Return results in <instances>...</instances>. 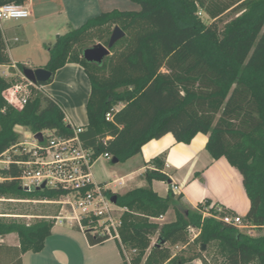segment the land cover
Instances as JSON below:
<instances>
[{"label":"trees","instance_id":"1","mask_svg":"<svg viewBox=\"0 0 264 264\" xmlns=\"http://www.w3.org/2000/svg\"><path fill=\"white\" fill-rule=\"evenodd\" d=\"M27 0H0L24 4ZM138 10L101 12L82 25L58 34L45 45L48 59L43 68L51 72L66 63L79 64L89 81L86 103L87 124L79 133L83 145L95 156L109 153L118 162L140 153L151 139L171 133L177 142L189 143L197 133L207 135L205 149L213 159L226 158L242 176L249 208L243 224L261 233L247 231L222 220L224 211L216 206L201 209L185 205L182 196L169 191L158 195L153 180L169 181L163 172L164 154L152 159L146 169V186L116 195L121 213L116 239L122 264H185L195 259L211 264L201 256L214 245L219 263L264 264V0H131ZM210 21L204 22L199 13ZM233 16L227 20L222 17ZM124 32L110 48V54L96 64L86 61L83 50L98 42L107 45L113 27ZM10 57L0 30V66ZM21 71L26 67L16 63ZM17 80L0 75V159L18 143V126L32 133L45 130L69 137L72 126L55 98L32 88L26 103H9L4 92ZM110 119H106V114ZM21 168L11 162L0 166V199L54 200L65 193L57 187L25 190ZM206 201V205H210ZM172 208L176 218L159 223ZM1 214V213H0ZM90 228L84 233L91 245L107 239L92 233L96 217L83 218ZM53 218H36L26 223L13 216L0 215V237L15 233L18 245L0 244V264H21L27 251L39 252L51 234ZM190 228L197 231L189 240ZM157 235L155 243L151 239ZM182 248L173 254L171 246ZM129 253V261L122 252Z\"/></svg>","mask_w":264,"mask_h":264},{"label":"crops","instance_id":"2","mask_svg":"<svg viewBox=\"0 0 264 264\" xmlns=\"http://www.w3.org/2000/svg\"><path fill=\"white\" fill-rule=\"evenodd\" d=\"M24 5L30 12L29 16L34 17V19L32 17V22L40 18L51 20L47 34L40 38L43 45H46L47 38L58 33L62 34L68 23H70L71 28L76 26L74 23L68 22L67 6L63 0H42L39 9H35L34 12L28 8L27 1ZM85 7L82 10L87 12L93 6L85 5ZM0 30L6 43V50L7 43L19 40L17 35L8 34L6 29L1 27ZM46 62L38 63L31 68H43ZM11 63L13 67H16L18 62L11 60ZM2 66L9 69L8 65H1L0 67ZM10 74L15 75L16 72H10ZM41 89L58 100L64 110L66 123L72 127H83L87 124L86 103L90 94V84L79 64L66 63L56 70L50 82L41 85ZM206 141L207 135L200 132L189 143L177 142L171 133H166L158 139H151L142 146L140 153L126 160V162H130V171L120 175L112 182L121 185L124 183V176H127L128 183H137V185H131L132 187L126 191L146 186L147 182L143 176L145 170L154 168L152 159L164 154L163 172L169 177V181L153 180L151 182L152 189L158 195L164 197L169 191H172L175 195L180 194L182 196V202L185 205L194 208L198 204L209 201L210 205L221 208L225 213L243 218L249 208V200L244 191L242 176L235 167L228 163L226 158L213 159L205 149ZM91 173L92 177L95 176L92 168ZM94 181L102 184L105 189H109L111 192L118 194L126 192L113 190L105 179L97 178ZM171 209L162 217L153 220L163 221ZM43 217L53 218L51 234L46 238L41 251L23 253L20 258L21 264H122L123 258L116 239L108 238L102 243L91 245L84 231H81L72 221L55 219L54 216ZM73 227H76L77 230ZM244 228H247L248 233H252L251 227ZM1 239L6 245H18V238L15 233L7 234ZM64 242L71 244V246L65 247ZM62 244L63 247H61ZM73 250H77L78 254H74L76 251L71 253ZM32 255L38 257L43 255V258H33ZM193 261L201 264L199 259Z\"/></svg>","mask_w":264,"mask_h":264},{"label":"built area","instance_id":"3","mask_svg":"<svg viewBox=\"0 0 264 264\" xmlns=\"http://www.w3.org/2000/svg\"><path fill=\"white\" fill-rule=\"evenodd\" d=\"M30 12L24 4L6 3L0 5V20L27 18ZM16 40V39H15ZM18 79L5 92L6 100L15 105L22 106L26 103L31 94V89H41L37 83L28 80L17 67ZM110 119V114H106ZM73 134L64 137L55 134L53 131L41 132V139L31 134L30 140L19 141L10 148L14 154L22 156L11 158L7 151L0 159L2 166L13 162L21 168V184L27 190L40 187H57L65 190V193L54 200H35L42 203H53L61 205V211L54 216L59 220L74 221L77 227L84 231L90 228L85 226L82 219L96 217V224L93 225L92 233H98L108 238L119 239L118 228L121 224V213L125 208L113 203L109 195L104 192L105 187L93 180L91 168L93 163L103 156L108 160L112 159L109 153H101L95 156L92 148L85 147L79 138L82 126L72 127ZM218 211L221 208H216ZM66 212H63L65 211ZM202 215H211L208 210L202 211ZM222 220L238 228L247 227L243 224L242 218L238 215L224 214ZM195 237L197 231L190 228ZM122 252L129 261V253L134 250H126L122 246Z\"/></svg>","mask_w":264,"mask_h":264},{"label":"rangeland","instance_id":"4","mask_svg":"<svg viewBox=\"0 0 264 264\" xmlns=\"http://www.w3.org/2000/svg\"><path fill=\"white\" fill-rule=\"evenodd\" d=\"M67 6L68 12V22L74 23L78 27L82 25L87 19L93 17L101 12L110 11L112 9L119 10H138L139 4L133 2L131 0H63ZM42 0H27L28 8L34 12V10H38L41 6ZM85 5H91V10L83 11ZM86 8V7H85ZM199 16L206 23L210 21V19L202 12L199 13ZM233 16V13H228L222 17V20H227ZM32 17L29 16L26 19L19 20H8L2 19L0 20V28L2 27L4 30H7L8 34L17 35L18 41L7 43V50L9 56L13 62L24 63L28 67H34L38 63H44L48 59V53L45 45L41 44L40 38L47 34L48 29L50 28V19H39L35 22H32ZM39 17V16H38ZM34 19V17H33ZM70 23L66 26L63 33L69 30ZM62 33V34H63ZM59 34V33H58ZM55 34L51 38H47L46 44L51 43L55 40ZM96 43V41H95ZM16 71V70H15ZM10 69L2 66L0 67V75L6 79L14 78L18 79L17 75H11ZM19 135V140L21 141H29L31 134H33L27 127L17 126L15 129ZM2 166V163H0ZM94 170L95 176H93V180L97 178H102L107 181L109 187L118 192H125L128 188L132 187L131 185H137L128 183V177L124 176L125 180L123 184L113 183L112 181L117 179L120 175L128 173L130 171V162L121 161L113 163L111 160L106 159L103 156H100L94 163L92 167V172ZM95 177V178H94ZM97 177V178H96ZM205 205L202 207L201 212L207 210L211 205ZM61 211V205L53 204V203H42L35 200H27V199H0V215L5 216H13L17 219L23 220L26 223L33 222L36 218H40L43 216H55ZM63 212H66L63 211ZM176 218V213L173 209H171L170 213L167 215V218L163 219L159 223L169 222ZM75 225V222L72 221ZM68 224V223H67ZM72 225V223H71ZM77 230L76 227H73ZM242 230L247 231V228L240 227ZM252 233H248L252 236H257L261 233V231L251 228ZM0 237V244H4ZM189 240L194 239L193 233H189ZM157 239V235H154L151 239V243H155ZM55 242V241H54ZM65 244V242L63 243ZM63 244L61 247H63ZM71 246V244H65V247ZM52 243V247H53ZM56 247V246H55ZM181 245L171 246L172 252H177L181 249ZM214 245H208L204 247V250L201 251V256L211 264L214 262L219 263L221 258H218L216 254ZM76 251V252H75ZM78 254L77 250H73L71 253ZM43 254V253H41ZM33 258H43V255L40 257L36 255H32ZM30 257V258H31ZM200 260V259H199ZM202 264V260H200ZM185 264H198L196 261L187 262Z\"/></svg>","mask_w":264,"mask_h":264},{"label":"water","instance_id":"5","mask_svg":"<svg viewBox=\"0 0 264 264\" xmlns=\"http://www.w3.org/2000/svg\"><path fill=\"white\" fill-rule=\"evenodd\" d=\"M123 36H124V32L120 29L119 26L115 25L109 36L107 45L98 42L93 44L92 46L86 47L82 53L83 58L88 62L101 64L102 61L110 54V48L112 47V45ZM22 73L28 80H30L33 83L46 82L51 76V72L42 67L35 69L24 67L22 69ZM35 137L40 140L42 137L41 132L35 133ZM111 161L113 163H116L118 162V159L116 157H112ZM43 187H44V183L38 188H43ZM24 189L27 190L26 187H24ZM110 199L113 203H116L115 194H113L110 197Z\"/></svg>","mask_w":264,"mask_h":264}]
</instances>
